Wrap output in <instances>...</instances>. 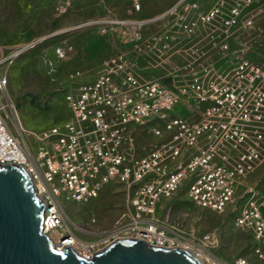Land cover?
Here are the masks:
<instances>
[{
	"label": "built area",
	"instance_id": "2783aa9c",
	"mask_svg": "<svg viewBox=\"0 0 264 264\" xmlns=\"http://www.w3.org/2000/svg\"><path fill=\"white\" fill-rule=\"evenodd\" d=\"M144 2L132 0L130 13ZM72 3L57 0V11L66 12ZM263 16L264 0H217L208 10L197 0H176L154 16L105 14L88 20L104 32L157 23L141 50L156 54L174 83L144 75L132 57L119 52L67 93V120L38 131L21 123L8 88L11 61L35 43L0 56V162L27 171L45 202L44 229L59 245L70 243L87 256L102 248L72 230L64 201H89L106 184L120 181L127 201L107 231L108 243L141 237L185 247L206 264H251L245 256L223 258L211 248V233L186 232L157 212L182 188L198 205L224 211L235 207L239 188L246 185L249 195L235 223L251 231L255 252L264 258V197L245 183L264 162V64L251 55L264 42ZM231 39L238 41L236 48ZM58 52L65 55L61 47ZM176 52L184 59L177 69L170 61ZM181 105L187 114L178 112ZM144 125L159 140L142 145L138 126Z\"/></svg>",
	"mask_w": 264,
	"mask_h": 264
},
{
	"label": "rangeland",
	"instance_id": "374dc122",
	"mask_svg": "<svg viewBox=\"0 0 264 264\" xmlns=\"http://www.w3.org/2000/svg\"><path fill=\"white\" fill-rule=\"evenodd\" d=\"M175 1L146 0L141 10L131 14L132 0H73L64 13L57 11V0H0V56L23 44L35 43L14 57L9 68V94L21 123L36 131L63 123L69 118L67 93L78 81L93 78L104 61L119 52L132 57L144 75L173 84L166 68L158 63V56L141 50L143 39L159 29L157 23L147 27L119 25L106 32L86 23L105 14L154 16ZM197 1L202 10H208L217 0ZM260 23L264 26V16ZM59 47L65 55H60ZM253 51L255 60L264 63V42L260 41ZM176 54L170 61L176 62L177 69L184 59L181 53ZM138 129L142 145L159 140L147 125ZM245 183L255 186L264 197V162ZM246 189V185L239 188L235 207L231 204L224 211H216L195 203L182 188L163 200L157 212L168 225L200 237L211 233L212 250L225 259L245 256L251 264H264V258L255 252L251 231L235 223L238 208L249 195ZM126 201V185L112 181L89 201L65 200L66 222L77 235L103 247L108 244L107 231L117 222Z\"/></svg>",
	"mask_w": 264,
	"mask_h": 264
},
{
	"label": "water",
	"instance_id": "95a60500",
	"mask_svg": "<svg viewBox=\"0 0 264 264\" xmlns=\"http://www.w3.org/2000/svg\"><path fill=\"white\" fill-rule=\"evenodd\" d=\"M44 213L45 202L27 171L0 162V264H204L185 247L141 237H120L83 255L70 243L56 244L44 229Z\"/></svg>",
	"mask_w": 264,
	"mask_h": 264
},
{
	"label": "crops",
	"instance_id": "0c3cea01",
	"mask_svg": "<svg viewBox=\"0 0 264 264\" xmlns=\"http://www.w3.org/2000/svg\"><path fill=\"white\" fill-rule=\"evenodd\" d=\"M146 1V0H145ZM138 12V11H136ZM238 46V41L236 39H231V47L232 48H236ZM258 46V45H257ZM255 50V49H254ZM254 54V51L251 52V55ZM177 55V54H176ZM254 55H252L253 57ZM254 58V57H253ZM255 59V58H254ZM258 61V60H256ZM259 62V61H258ZM182 63H183V60H182ZM261 63V62H260ZM264 64V63H263ZM178 112L180 114H187L188 113V109L185 107V106H179L178 107ZM254 173L250 174V176H252ZM248 184V183H247ZM253 184V183H252Z\"/></svg>",
	"mask_w": 264,
	"mask_h": 264
},
{
	"label": "bare ground",
	"instance_id": "6f19581e",
	"mask_svg": "<svg viewBox=\"0 0 264 264\" xmlns=\"http://www.w3.org/2000/svg\"><path fill=\"white\" fill-rule=\"evenodd\" d=\"M50 235L52 236V238L54 239L56 244H58V237L54 233H50ZM202 261L204 262V258H202ZM204 264H206V263L204 262Z\"/></svg>",
	"mask_w": 264,
	"mask_h": 264
}]
</instances>
